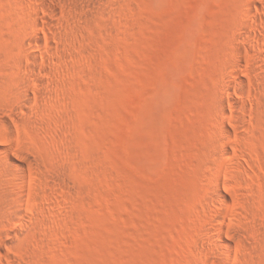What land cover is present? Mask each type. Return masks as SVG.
I'll use <instances>...</instances> for the list:
<instances>
[{
  "label": "rangeland",
  "instance_id": "1",
  "mask_svg": "<svg viewBox=\"0 0 264 264\" xmlns=\"http://www.w3.org/2000/svg\"><path fill=\"white\" fill-rule=\"evenodd\" d=\"M0 264H264V0H0Z\"/></svg>",
  "mask_w": 264,
  "mask_h": 264
},
{
  "label": "bare ground",
  "instance_id": "2",
  "mask_svg": "<svg viewBox=\"0 0 264 264\" xmlns=\"http://www.w3.org/2000/svg\"><path fill=\"white\" fill-rule=\"evenodd\" d=\"M37 29V28H36ZM36 29L34 30V31H36ZM38 30V29H37ZM37 32V31H36ZM36 35V33H34V36ZM9 157V156H8ZM9 162H11L13 165H17L15 162H13V161H9ZM18 216V220H17V222L14 224V222H13V224H12V222H10V224H11V228L12 227H14V228H18V229H21L22 227H21V225H22V220H23V218H22V216H20V215H22L21 213H20V215L19 214H17ZM223 218H224V215H223V212L219 215V218H218V222H217V224H216V227H215V229H213V230H216L217 232H218V236L220 235V232H221V230H222V222H223ZM6 236L10 239L11 237H10V234H9V232H7L6 233ZM6 237V238H7ZM5 240H7V239H5ZM4 240V241H5ZM6 243H7V241H5Z\"/></svg>",
  "mask_w": 264,
  "mask_h": 264
}]
</instances>
